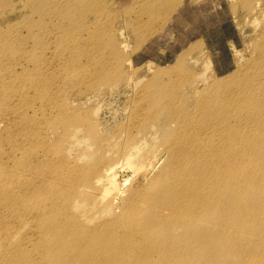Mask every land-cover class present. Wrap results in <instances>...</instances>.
<instances>
[{"label": "bare ground", "instance_id": "6f19581e", "mask_svg": "<svg viewBox=\"0 0 264 264\" xmlns=\"http://www.w3.org/2000/svg\"><path fill=\"white\" fill-rule=\"evenodd\" d=\"M49 1L58 3V22L51 15L55 10L47 9ZM67 1L72 7L97 4L0 0V264H144L141 261L154 252L166 253L165 264H216L214 251L225 264H264V151L256 150L255 161L245 163L239 159L242 150L234 148L243 119L234 109L239 105L245 110L241 97L216 96L215 122L207 123L214 116L203 118V107L199 126L191 129L192 122L178 118L174 109L169 123L181 125L171 132L173 146L166 149L174 169L164 167L143 186L109 196L118 184L113 164H102L101 141L121 134L117 128L128 138L143 118L151 128L159 112L147 109L149 105L132 109L126 100L122 112L130 119L115 126L101 121L98 103L82 105L95 93L115 88V80H108L112 83L106 89L97 87L95 76L103 74L92 65L89 74L95 76L84 74L67 82L61 75L73 59L71 42L63 33L73 24L68 8H61L70 7ZM78 35L72 33L71 38ZM236 71L242 76L247 69ZM78 84L90 85V92L75 89ZM143 91L135 93L143 96ZM229 117L235 122L226 120ZM215 129L221 130V137ZM71 137L94 141V165L70 158H80L66 152ZM139 166L134 167L136 174ZM224 182L233 185L230 206L219 189ZM211 228L225 232L229 241L222 245ZM252 236L259 248L250 246ZM202 251L208 253L189 256Z\"/></svg>", "mask_w": 264, "mask_h": 264}, {"label": "rangeland", "instance_id": "374dc122", "mask_svg": "<svg viewBox=\"0 0 264 264\" xmlns=\"http://www.w3.org/2000/svg\"><path fill=\"white\" fill-rule=\"evenodd\" d=\"M67 2L70 7L64 4L61 8H68L73 24L63 33L71 42L73 59L61 75L67 82L73 81L91 73L92 65L103 74L102 77L93 73L88 75L95 76L97 87L106 89L112 83L108 80H115V88L95 93L92 100H86L88 102L82 105L87 107L93 101L98 103L96 109L101 111V121L115 126L130 119L122 112L126 100L132 109L135 104H140L149 105L147 109L159 112L156 115L158 121H152L155 123L151 128L146 123L150 122L149 119L143 118L128 132V138L122 135L123 128H117L121 134L112 138L106 136L101 141L104 151L102 164H113L112 173L118 184V187L110 189L109 196L120 197L136 186H143L156 179L164 167L165 171L174 169L166 149L173 146L171 132L180 129L181 124L169 123L172 111L176 110L178 118L183 116L184 120H190L191 129L199 126L198 113L204 107L206 113L203 118L213 115L206 120L212 124L218 111L216 96L237 101L241 97L244 100L245 110H240L239 105L234 109L243 118L238 129L240 142L234 146L242 150L239 159L249 163L253 160V152L264 151V0H97L96 5L87 7L79 3L72 7L70 1ZM49 4L47 9L55 10L51 15L53 21L58 22L55 15L60 9L55 8L58 3L49 1ZM72 33L79 35L71 38ZM23 63L29 65L27 61ZM238 68L247 69V72L241 76L236 71ZM150 78L154 81L151 86L152 81L147 80ZM87 87L91 86L78 84L75 89L90 92ZM143 87V96L135 93ZM253 114L258 118L254 119ZM226 120L235 122L231 117ZM220 122L225 124L226 121ZM215 130L221 137V130ZM70 139L67 154H80L78 159L70 158L80 164L90 162L94 165L98 159L94 141L91 144L90 140L78 142L75 137ZM72 140L77 142L72 144ZM133 148L137 149L131 153ZM128 155L130 161L126 159ZM137 165L140 168L136 174L134 167ZM232 188L228 182L219 188L228 206L231 205ZM250 202L256 203L255 196H250ZM209 230L222 245L229 241L223 236L225 232L219 233L216 228ZM250 246L253 249L260 247L257 237H250ZM203 253L206 255L208 252H192L189 256ZM217 254L214 251L212 260L225 264ZM165 255L154 252L141 262L165 264ZM190 260L194 261L193 258Z\"/></svg>", "mask_w": 264, "mask_h": 264}]
</instances>
